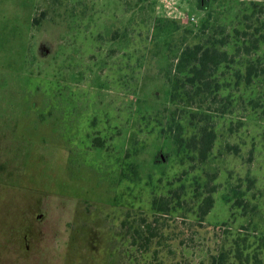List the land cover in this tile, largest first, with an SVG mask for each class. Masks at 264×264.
Masks as SVG:
<instances>
[{
  "label": "rangeland",
  "instance_id": "1",
  "mask_svg": "<svg viewBox=\"0 0 264 264\" xmlns=\"http://www.w3.org/2000/svg\"><path fill=\"white\" fill-rule=\"evenodd\" d=\"M255 18L264 0H0V264H264V75L236 57L200 104L165 74Z\"/></svg>",
  "mask_w": 264,
  "mask_h": 264
},
{
  "label": "trees",
  "instance_id": "2",
  "mask_svg": "<svg viewBox=\"0 0 264 264\" xmlns=\"http://www.w3.org/2000/svg\"><path fill=\"white\" fill-rule=\"evenodd\" d=\"M255 7H260V3H255ZM252 15V14H251ZM247 19H249L248 14H244ZM255 23H258L261 28L257 29L256 32H250L246 30V28H236L235 31L239 33L235 35L234 38V49L233 51H228L225 48H222L228 40L223 41L222 39L218 40L217 43L214 41L207 42H195L191 44H184L180 46L176 54L169 60L166 64L168 68L166 69V76L170 78V74L173 76H182L183 78H178V81L182 83V85L178 86L177 80H171V87L169 89L170 96L175 100L176 96L185 95L187 98H192L193 96H201L202 103H210L207 99V95L213 92L212 97L217 96L218 93V84L219 82L216 80V74L221 64L233 62L235 58L238 57L240 61H242L243 68H236L234 70L235 78L241 79L245 84L250 85L253 83L255 78L264 75V64L260 60V56L257 53V50L260 47V42L264 41V32H260V34H255L260 29L264 28V18L259 19L255 18ZM33 24H36L38 21L37 17L32 18ZM246 23V22H245ZM247 41H241L243 35H247ZM242 54V56H240ZM264 77V76H262ZM183 86L185 89L183 93L179 92L180 87ZM216 89H214L215 87ZM211 98V97H210ZM203 112L206 110L203 108H199ZM220 111V110H219ZM264 112V109H263ZM215 139L214 130L212 128H208L203 126L199 130V138L195 139L192 136V140H194L193 147L197 149L199 158L201 160H205L209 151L211 150L213 141ZM155 202V198L153 199V204ZM213 203V198L210 194H207L200 206H199V214L200 216H204L210 209ZM166 202L161 201V206L159 209H165ZM139 228H135L133 230L134 234L132 239H141V245H147L150 242V239L157 235V227L153 226L151 222H148L146 219L142 220Z\"/></svg>",
  "mask_w": 264,
  "mask_h": 264
},
{
  "label": "crops",
  "instance_id": "3",
  "mask_svg": "<svg viewBox=\"0 0 264 264\" xmlns=\"http://www.w3.org/2000/svg\"><path fill=\"white\" fill-rule=\"evenodd\" d=\"M22 233V237H25V234H23V232H21ZM21 233L19 234V238H20V243H21V241H22V237H21Z\"/></svg>",
  "mask_w": 264,
  "mask_h": 264
},
{
  "label": "built area",
  "instance_id": "4",
  "mask_svg": "<svg viewBox=\"0 0 264 264\" xmlns=\"http://www.w3.org/2000/svg\"><path fill=\"white\" fill-rule=\"evenodd\" d=\"M190 18L193 19V16H191Z\"/></svg>",
  "mask_w": 264,
  "mask_h": 264
}]
</instances>
